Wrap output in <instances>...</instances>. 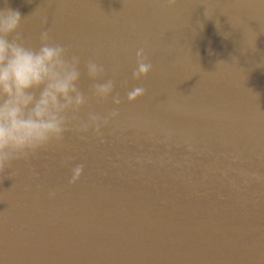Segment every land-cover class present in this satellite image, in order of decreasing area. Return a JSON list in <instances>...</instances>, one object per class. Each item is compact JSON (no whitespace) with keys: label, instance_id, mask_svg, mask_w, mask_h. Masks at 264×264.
Segmentation results:
<instances>
[{"label":"water","instance_id":"95a60500","mask_svg":"<svg viewBox=\"0 0 264 264\" xmlns=\"http://www.w3.org/2000/svg\"><path fill=\"white\" fill-rule=\"evenodd\" d=\"M5 6L27 16L28 43L49 28L82 69L102 63L123 102L103 142L69 133L0 174V264H264V0ZM145 41L153 69L133 81ZM136 85L147 94L128 103Z\"/></svg>","mask_w":264,"mask_h":264},{"label":"clouds","instance_id":"9594fccd","mask_svg":"<svg viewBox=\"0 0 264 264\" xmlns=\"http://www.w3.org/2000/svg\"><path fill=\"white\" fill-rule=\"evenodd\" d=\"M164 2L169 8L177 4V0ZM26 17L11 7L0 8V174L11 170L16 161H27L40 151L62 145L69 133L86 139L91 131L103 142L102 129L119 117L123 102L105 66L89 59L82 69L81 57L55 42L51 29L40 32L38 46L28 43L22 30ZM42 24H47L46 18ZM146 46L147 41L135 52L133 81H141L153 69ZM222 62L225 61H218L217 65ZM85 74L91 81L87 92L80 87ZM121 86L127 88L128 82ZM146 94L143 85H136L126 92L125 98L133 103ZM109 98L113 107L106 114L89 108L82 115L91 100L101 103ZM70 160L67 157L61 163ZM84 168L83 163L75 164L68 183L75 184ZM252 175L264 182V176ZM50 195L54 197L55 193Z\"/></svg>","mask_w":264,"mask_h":264}]
</instances>
